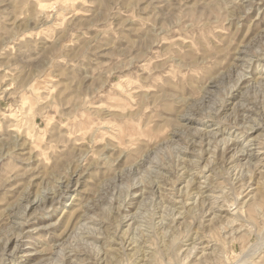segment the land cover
<instances>
[{"label":"rangeland","instance_id":"1","mask_svg":"<svg viewBox=\"0 0 264 264\" xmlns=\"http://www.w3.org/2000/svg\"><path fill=\"white\" fill-rule=\"evenodd\" d=\"M263 241L264 0H0V264Z\"/></svg>","mask_w":264,"mask_h":264},{"label":"bare ground","instance_id":"2","mask_svg":"<svg viewBox=\"0 0 264 264\" xmlns=\"http://www.w3.org/2000/svg\"><path fill=\"white\" fill-rule=\"evenodd\" d=\"M227 143H228V142H227ZM205 167H206V166H205ZM65 187H66V186H65ZM208 210H209V209H208ZM263 242H264V241H263ZM192 249H193V248H192ZM189 252H190V251H189ZM189 252H188V253H189ZM134 254H135V253H134ZM131 255H132V254H131ZM188 256H189V255H188ZM131 257H132V256H131ZM151 257H152V256H151ZM186 257H187V256H186ZM148 259H149V257H148ZM185 259H186V258H185Z\"/></svg>","mask_w":264,"mask_h":264}]
</instances>
